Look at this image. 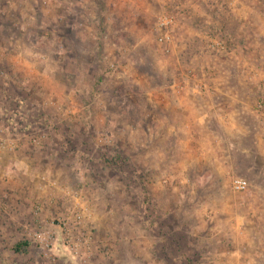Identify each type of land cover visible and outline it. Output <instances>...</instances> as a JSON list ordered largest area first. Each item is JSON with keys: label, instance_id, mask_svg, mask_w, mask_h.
<instances>
[{"label": "rangeland", "instance_id": "rangeland-1", "mask_svg": "<svg viewBox=\"0 0 264 264\" xmlns=\"http://www.w3.org/2000/svg\"><path fill=\"white\" fill-rule=\"evenodd\" d=\"M0 49V264H264V0H0Z\"/></svg>", "mask_w": 264, "mask_h": 264}, {"label": "crops", "instance_id": "crops-1", "mask_svg": "<svg viewBox=\"0 0 264 264\" xmlns=\"http://www.w3.org/2000/svg\"><path fill=\"white\" fill-rule=\"evenodd\" d=\"M224 78V77H221ZM218 80L217 78H213L208 75H202L198 76L197 79L192 77H189L188 79H183L179 82H183L184 84H176V87H180V90L174 92L175 95L173 94V99H176L175 103H172V112L170 119L168 116H166V121L171 120L170 123L173 129H190L191 124H207L206 122L209 121L210 117L212 114L209 112L210 111H216L217 109H213L212 107L215 108V105L218 103L213 99L216 93L215 90H213L212 84H215L216 82L221 81ZM179 85V86H178ZM190 85V87H189ZM188 87V88H187ZM224 97L226 98L225 101L229 102L227 98H230L229 92L221 91ZM206 98L207 102L206 104L208 105V108L206 104L204 103V99ZM200 99L202 100L201 103L197 102V100ZM222 99V98H220ZM214 101V102H213ZM216 102V103H215ZM221 102V101H220ZM231 102V101H230ZM214 104V105H213ZM221 108H223L224 104H221ZM211 106V109H209ZM219 106V104H218ZM187 108V110L185 109ZM220 108V107H219ZM184 109L190 114V118L188 121H185L184 119H178L177 115L181 112L184 111ZM209 109V110H208ZM193 110V111H191ZM167 114V111L165 112ZM210 114V115H209ZM239 253V252H237ZM263 254V253H261ZM260 254V255H261ZM240 255L242 256L241 252ZM238 257H241V256ZM259 255V257H260ZM246 256L250 257L252 254H246Z\"/></svg>", "mask_w": 264, "mask_h": 264}, {"label": "built area", "instance_id": "built-area-1", "mask_svg": "<svg viewBox=\"0 0 264 264\" xmlns=\"http://www.w3.org/2000/svg\"><path fill=\"white\" fill-rule=\"evenodd\" d=\"M175 24L174 18L168 15L159 16L153 33L156 35V40L161 45H166L168 47L172 41L171 38V30ZM215 48L222 50L224 48L222 42H214L213 45ZM0 56H1V49H0ZM19 107L17 110H20L21 103H17ZM11 118V116H10ZM11 129L15 136L9 135L7 133V127H2L0 125V153H14L18 149L19 143V132L22 131L24 128L12 119L11 121ZM33 144H38V139H31ZM247 188V183L245 180L241 178H235L231 181V190L234 192H243Z\"/></svg>", "mask_w": 264, "mask_h": 264}, {"label": "trees", "instance_id": "trees-1", "mask_svg": "<svg viewBox=\"0 0 264 264\" xmlns=\"http://www.w3.org/2000/svg\"><path fill=\"white\" fill-rule=\"evenodd\" d=\"M24 247H26V244H25V243H21L20 245H17V246H16L17 249H15V250H16V251H17V250H21V249H23Z\"/></svg>", "mask_w": 264, "mask_h": 264}]
</instances>
